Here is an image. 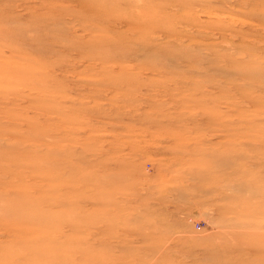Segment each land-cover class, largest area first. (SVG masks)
Wrapping results in <instances>:
<instances>
[{"label":"rangeland","instance_id":"obj_1","mask_svg":"<svg viewBox=\"0 0 264 264\" xmlns=\"http://www.w3.org/2000/svg\"><path fill=\"white\" fill-rule=\"evenodd\" d=\"M0 264H264V0H0Z\"/></svg>","mask_w":264,"mask_h":264}]
</instances>
